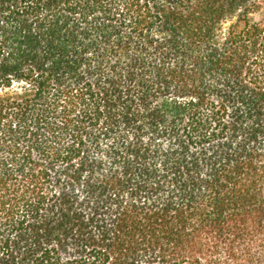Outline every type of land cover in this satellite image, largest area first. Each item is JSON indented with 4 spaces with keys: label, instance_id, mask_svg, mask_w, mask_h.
I'll use <instances>...</instances> for the list:
<instances>
[{
    "label": "trees",
    "instance_id": "trees-1",
    "mask_svg": "<svg viewBox=\"0 0 264 264\" xmlns=\"http://www.w3.org/2000/svg\"><path fill=\"white\" fill-rule=\"evenodd\" d=\"M264 0H0V264H264Z\"/></svg>",
    "mask_w": 264,
    "mask_h": 264
},
{
    "label": "rangeland",
    "instance_id": "rangeland-1",
    "mask_svg": "<svg viewBox=\"0 0 264 264\" xmlns=\"http://www.w3.org/2000/svg\"><path fill=\"white\" fill-rule=\"evenodd\" d=\"M255 18H256L257 20L264 18V11L262 12V14H258V15H256Z\"/></svg>",
    "mask_w": 264,
    "mask_h": 264
}]
</instances>
